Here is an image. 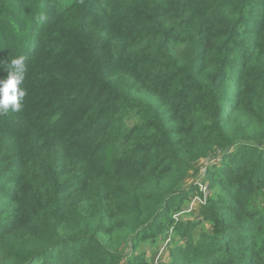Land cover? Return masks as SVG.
I'll return each mask as SVG.
<instances>
[{
	"label": "trees",
	"instance_id": "obj_1",
	"mask_svg": "<svg viewBox=\"0 0 264 264\" xmlns=\"http://www.w3.org/2000/svg\"><path fill=\"white\" fill-rule=\"evenodd\" d=\"M17 55L0 264H152L158 238L156 264H264V0H0V78Z\"/></svg>",
	"mask_w": 264,
	"mask_h": 264
},
{
	"label": "clouds",
	"instance_id": "obj_2",
	"mask_svg": "<svg viewBox=\"0 0 264 264\" xmlns=\"http://www.w3.org/2000/svg\"><path fill=\"white\" fill-rule=\"evenodd\" d=\"M25 61L24 55H17L7 62V75L0 78V116L19 112L22 108L27 95V90L22 87L28 71Z\"/></svg>",
	"mask_w": 264,
	"mask_h": 264
},
{
	"label": "rangeland",
	"instance_id": "obj_3",
	"mask_svg": "<svg viewBox=\"0 0 264 264\" xmlns=\"http://www.w3.org/2000/svg\"><path fill=\"white\" fill-rule=\"evenodd\" d=\"M198 178L202 179V182H205L204 180V176L201 174V172L198 175L189 177L186 183V187H189L188 184H190L191 181L193 180H198ZM206 191V190H205ZM204 192V191H202ZM211 194V193H210ZM198 193L197 190H192L189 192V195L187 197V199H185L182 204H181V208L180 211H178L176 214V218L180 219V220H197L198 215H197V203L199 200L198 197ZM205 193H204V197H205ZM174 214V215H175ZM203 228H209V224L208 223H203L202 224ZM201 227V226H200ZM173 229L169 230V235L168 237L173 238V233H172ZM169 243V242H168ZM168 243L165 244L162 241H160V239L158 238L155 245L154 246H148L147 244H143L142 247H140V250H143L146 253L147 259L152 263V264H156L157 262H162V261H168ZM166 245V246H165Z\"/></svg>",
	"mask_w": 264,
	"mask_h": 264
},
{
	"label": "built area",
	"instance_id": "obj_4",
	"mask_svg": "<svg viewBox=\"0 0 264 264\" xmlns=\"http://www.w3.org/2000/svg\"><path fill=\"white\" fill-rule=\"evenodd\" d=\"M205 168H203V170H201V174L203 175V171H204ZM204 180H205V177H204ZM194 185H197V193H198V197H199V200H198V203H197V207H199L206 199L207 195H209V190H208V186H207V183H206V180L205 182H202V179L201 178H198V180H194L193 182ZM206 190V191H205ZM204 191V192H202ZM204 193H205V197H204ZM178 214V213H177ZM174 218H176V214L173 216Z\"/></svg>",
	"mask_w": 264,
	"mask_h": 264
}]
</instances>
